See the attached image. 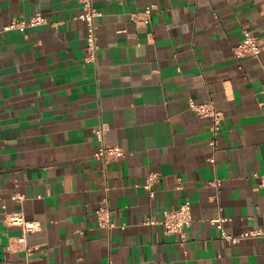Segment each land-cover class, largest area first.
<instances>
[{"label": "crops", "instance_id": "1", "mask_svg": "<svg viewBox=\"0 0 264 264\" xmlns=\"http://www.w3.org/2000/svg\"><path fill=\"white\" fill-rule=\"evenodd\" d=\"M93 2L89 59L82 0H0V264H264V237L230 244L210 220L228 218L235 234L264 228V0ZM151 4L147 23L132 18ZM37 12L46 22L2 30ZM244 31L258 56L234 54ZM191 99L224 112L215 163L210 118ZM101 124L124 150L107 163L94 155ZM186 199L185 245L145 223ZM99 207L114 226L99 225ZM13 211L40 223L31 251L13 246Z\"/></svg>", "mask_w": 264, "mask_h": 264}, {"label": "built area", "instance_id": "2", "mask_svg": "<svg viewBox=\"0 0 264 264\" xmlns=\"http://www.w3.org/2000/svg\"><path fill=\"white\" fill-rule=\"evenodd\" d=\"M83 9L77 14V17L82 19L85 23L86 29V45L85 48L89 52V59H95L98 49L97 41V17L102 15L95 5L93 0H82ZM155 8V4L148 5L143 12L134 13L133 19L148 22L150 20L151 11ZM46 22V17L42 13L37 12L29 19H13L2 30H8L12 28H18L24 31L28 25H37ZM1 31V29H0ZM263 45L254 35L248 31H244L243 39L233 47L234 54L237 57L243 56H258ZM191 108L200 116L209 117L211 132L210 145L213 149L212 155L209 157V161L215 163L216 150H217V135L221 129L222 120L224 119V112L218 109L213 102H196L193 99L190 100ZM105 125L96 126L93 131L100 141L94 155L97 158L102 159L105 163L111 159L121 156L124 150L119 145L108 144L104 139ZM254 176L259 179V185L264 186V173L255 172ZM160 174L157 171H150L143 183L144 188L147 190L150 197L155 196V184L159 181ZM207 184L210 186H218L220 184L219 178L215 177L209 179ZM18 197L22 195L17 194ZM98 223L102 227H112L114 222L111 219L110 212L107 208L99 207L96 209ZM4 223L7 225H18L21 227L22 233L14 237L13 246L22 248L26 251H31L32 247L27 244V234L36 229H39L40 223L37 221H28L24 214L20 211L5 212L3 217ZM219 229L221 236L230 244H236L243 239L250 237H264V228L257 227L244 230L240 233H231L224 227V222L228 220L226 217H216L210 219ZM146 224L160 223L164 226L165 232L174 233L178 236V242L181 245H185L187 241L188 229L192 223L191 202L189 199L184 200L177 206L163 208L161 215L158 218L148 217L145 220Z\"/></svg>", "mask_w": 264, "mask_h": 264}]
</instances>
